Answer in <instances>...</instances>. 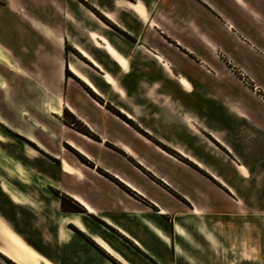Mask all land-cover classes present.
I'll return each mask as SVG.
<instances>
[{"label":"crops","instance_id":"obj_1","mask_svg":"<svg viewBox=\"0 0 264 264\" xmlns=\"http://www.w3.org/2000/svg\"><path fill=\"white\" fill-rule=\"evenodd\" d=\"M2 2L43 82L1 121V229L41 263L264 264V100L229 69L264 87V0Z\"/></svg>","mask_w":264,"mask_h":264},{"label":"rangeland","instance_id":"obj_2","mask_svg":"<svg viewBox=\"0 0 264 264\" xmlns=\"http://www.w3.org/2000/svg\"><path fill=\"white\" fill-rule=\"evenodd\" d=\"M2 1L3 0H0V41H2L3 43H6L7 42L6 41L7 32L11 34V32H9L11 28V27L9 28V26L11 25L10 23L11 13L4 7ZM212 37L215 39L216 44L220 45L226 51H229L230 47L228 46V44L225 43V41H223L222 38L220 37L218 38L215 35H213ZM255 43L259 47H262L260 40H255ZM0 47L3 52V55L0 54V132L4 133L6 129L10 133L13 132L15 135H19L13 130H11L8 126H6L1 121H5L6 119V120H9V122H11L12 116L16 117V113H13V110L15 106H18L17 104L21 103V99L16 98L15 90L19 87H22V85L27 82L42 83L43 78L40 75L39 76L38 75L24 76L19 65L15 63V59L12 57V55L9 54V52L6 50V48L3 45L0 44ZM67 49L69 50L71 49V51L74 50L71 45H67ZM231 54H234L237 57L238 52L235 53L233 50ZM229 69L231 70L230 72L235 77H237L239 81H241L242 84L252 89L264 100V87L261 83L257 82V80H255L254 77L248 75L247 73H245L243 69L239 68L236 65L231 64ZM67 74L71 76L70 72H67ZM63 118L66 123L68 124L72 123L77 129H82V124L68 110H65ZM3 135L5 136L4 140L8 138L7 136L8 133L5 132ZM19 137L23 138L20 135ZM0 140L1 141L3 140L2 136H0ZM24 140L27 141L25 138ZM78 156L82 161L85 162V159L83 157H81L80 155ZM2 162L0 161V164ZM3 222L6 223L5 220H0V230L2 228ZM3 248L6 251H8L13 256V258L8 256L4 252L5 250ZM39 257L43 264H52L50 261H48L47 259H44L40 255ZM0 264H32V263L22 258L15 249L10 247V245L5 241L4 238H2L0 234Z\"/></svg>","mask_w":264,"mask_h":264},{"label":"bare ground","instance_id":"obj_3","mask_svg":"<svg viewBox=\"0 0 264 264\" xmlns=\"http://www.w3.org/2000/svg\"><path fill=\"white\" fill-rule=\"evenodd\" d=\"M0 54L3 55V52H2L1 47H0ZM0 157H1L2 159L6 160V157H5V156L0 155ZM10 160H11V159H10ZM18 167H20V166H18ZM0 231H1V232H0L1 236H2L5 240L8 241V243L10 244V246L14 247L15 249H17V250L19 251L20 256H21L22 258L26 259L27 261L31 262L32 264H43V263H41V262L39 261V259L37 258V256H36L33 252H31V251L25 249V247L21 244V242L18 241V239H17L15 236H13V235H11V234L9 235V234L6 232L5 229H1ZM3 249H4V248H3ZM4 250H5V249H4ZM4 252H5L8 256H10V257L13 258V256H12L8 251L5 250Z\"/></svg>","mask_w":264,"mask_h":264},{"label":"trees","instance_id":"obj_4","mask_svg":"<svg viewBox=\"0 0 264 264\" xmlns=\"http://www.w3.org/2000/svg\"><path fill=\"white\" fill-rule=\"evenodd\" d=\"M79 130H81V131H83V132H87V133L89 132V131L87 130V128H85V127H83V126H82V129H79ZM72 208H73V210H77V211L81 210L80 206H78V205L75 204V203L72 204Z\"/></svg>","mask_w":264,"mask_h":264}]
</instances>
